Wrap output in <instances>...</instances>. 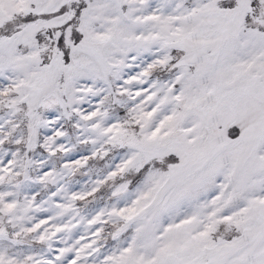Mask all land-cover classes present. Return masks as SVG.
<instances>
[{
  "label": "snow or ice",
  "instance_id": "obj_1",
  "mask_svg": "<svg viewBox=\"0 0 264 264\" xmlns=\"http://www.w3.org/2000/svg\"><path fill=\"white\" fill-rule=\"evenodd\" d=\"M0 264H264V0H0Z\"/></svg>",
  "mask_w": 264,
  "mask_h": 264
}]
</instances>
